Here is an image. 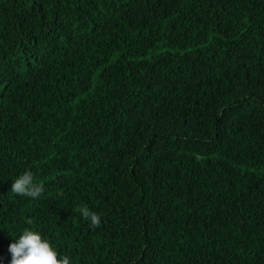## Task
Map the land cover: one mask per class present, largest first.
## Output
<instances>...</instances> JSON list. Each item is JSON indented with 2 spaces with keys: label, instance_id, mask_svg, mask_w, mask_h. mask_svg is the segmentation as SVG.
Returning <instances> with one entry per match:
<instances>
[{
  "label": "trees",
  "instance_id": "obj_1",
  "mask_svg": "<svg viewBox=\"0 0 264 264\" xmlns=\"http://www.w3.org/2000/svg\"><path fill=\"white\" fill-rule=\"evenodd\" d=\"M25 228L72 264H264V0H0V264Z\"/></svg>",
  "mask_w": 264,
  "mask_h": 264
},
{
  "label": "clouds",
  "instance_id": "obj_2",
  "mask_svg": "<svg viewBox=\"0 0 264 264\" xmlns=\"http://www.w3.org/2000/svg\"><path fill=\"white\" fill-rule=\"evenodd\" d=\"M11 192L19 196L38 198L43 192V186L33 181V173L25 171L12 183ZM85 220H90V227L100 225V216L87 207L79 208ZM10 264H72L68 256H61L53 248L49 240L44 239L40 232L25 228L9 245Z\"/></svg>",
  "mask_w": 264,
  "mask_h": 264
}]
</instances>
